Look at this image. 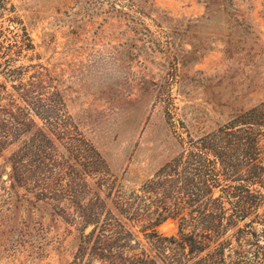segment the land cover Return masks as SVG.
<instances>
[{"label":"rangeland","instance_id":"obj_1","mask_svg":"<svg viewBox=\"0 0 264 264\" xmlns=\"http://www.w3.org/2000/svg\"><path fill=\"white\" fill-rule=\"evenodd\" d=\"M255 109L264 0H0V264H72L86 209ZM248 158L220 168L234 180Z\"/></svg>","mask_w":264,"mask_h":264},{"label":"trees","instance_id":"obj_2","mask_svg":"<svg viewBox=\"0 0 264 264\" xmlns=\"http://www.w3.org/2000/svg\"><path fill=\"white\" fill-rule=\"evenodd\" d=\"M249 121L191 143L164 178L127 199L117 194L110 210L105 200L100 210L86 209L72 264H264V214L258 213L264 194L251 189H264V109H255ZM233 148L249 161L231 180L220 161ZM167 219L177 222V232L162 236L156 228Z\"/></svg>","mask_w":264,"mask_h":264}]
</instances>
